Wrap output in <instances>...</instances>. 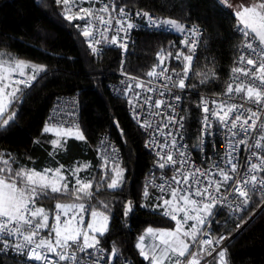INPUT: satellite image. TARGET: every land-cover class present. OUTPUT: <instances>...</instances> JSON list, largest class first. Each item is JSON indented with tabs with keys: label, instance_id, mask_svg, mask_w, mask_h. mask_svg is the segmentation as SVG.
<instances>
[{
	"label": "snow or ice",
	"instance_id": "1",
	"mask_svg": "<svg viewBox=\"0 0 264 264\" xmlns=\"http://www.w3.org/2000/svg\"><path fill=\"white\" fill-rule=\"evenodd\" d=\"M64 6V17L69 22L85 20L82 35L86 38L88 46L94 55L99 51L96 45L108 42L117 46L124 53L128 51L126 41L127 34L135 25L127 19L115 18L116 34L110 40L105 35L111 31L114 17L112 12L116 8L105 4L98 10L92 7H82L81 2L89 0H56ZM224 8H232L228 0H217ZM78 9L75 12L73 9ZM107 15V19L105 18ZM128 14L124 8L119 9V17ZM137 16L146 18L149 27H166L185 31L183 25L173 19L157 21L148 12H137ZM237 24V31L244 38L243 51L238 57V66L231 72L232 82L228 84L224 95L230 100L239 96L242 103H228L227 101L213 100L215 106L210 108L208 102L201 99L203 120L201 122L200 137L215 135L212 118L215 117L218 126L222 125L227 130L225 136L226 152L220 156L219 162L213 163L212 168L201 170L194 168L187 153L181 149L186 146L178 144L176 135L182 139L180 129L184 127V116L177 119L175 114L164 115L160 112L154 115H162V124L154 129L155 133L163 137L158 140L155 136L146 142L145 147H151L158 157L157 166L161 170L160 183L152 180L145 185L143 198L150 199L149 185L158 189L161 193L155 199L158 201L150 206L141 204L140 207H150L153 212H162L163 216L175 221L174 230H156L148 227L144 235L138 238L135 245L139 254L148 264H201L204 256H213L216 264H227V248L220 247L226 239L219 236L213 239L211 234L204 231L213 216V210L222 204L232 207L229 196L239 201L233 209L244 212L248 209L251 194L259 192L264 196V0H256L255 3L241 4L239 10L232 13ZM98 21L97 25L91 20ZM100 26H103L102 28ZM80 27V25H77ZM193 37H199L200 32L196 27L188 29ZM96 32L100 39L96 38ZM120 33H124L121 36ZM183 44L188 50L176 52L175 59L182 61V72L172 70L168 74L166 59L173 54H165L163 50L157 53L158 64L147 73L149 77H162L167 83L162 87L168 93L172 88L185 89L186 79L192 67L198 40L185 39ZM31 69V74L26 72ZM159 69V71H157ZM42 66L25 63L19 59H3L0 56V127L8 126L15 118V112L5 117V113L14 105L17 95L20 93V85L31 86L37 73L43 71ZM173 75L177 79H173ZM206 81L202 80L201 83ZM171 84V87H169ZM138 89L148 93L158 89L148 85L136 83ZM132 91V85L125 90V94ZM165 91H160L161 97ZM141 93L137 92L134 99L138 100ZM173 99L179 101L181 96L173 95ZM132 104L133 100H129ZM245 104L252 107H245ZM145 105L155 109L173 108L171 103L163 99H153L151 95L144 98L143 104H134V107L144 108ZM173 109V113H174ZM134 119L146 129H151L152 124L140 119V113L134 114ZM118 126V125H117ZM173 128L175 131H173ZM168 129V131H164ZM43 133H53L56 137L49 141L54 151L64 149L68 138L85 141L79 127L70 128L64 126H52L46 124ZM121 135L123 133L121 132ZM237 137H240L237 139ZM249 140L252 142L250 143ZM38 143V141H37ZM243 145L250 153L246 157L243 172L239 164V155ZM102 169L101 181H106L107 189L116 190L123 184L124 169L115 162V154L118 151L101 141ZM199 145H197L198 147ZM176 150V155L173 154ZM101 150H98V152ZM52 153H50L51 155ZM110 162L111 166H110ZM11 158L0 156V253L7 254L9 250L23 255L27 260L38 264H116L121 255L119 249L113 245L111 250L104 249L100 245L99 237H103L109 230V216L99 211L89 201L95 198L93 192V180H83L79 173L86 170L89 165H78L67 171L74 178L72 183L64 174L65 166L56 168H44L37 171L35 168H20L13 172ZM224 165V167L221 166ZM171 171L168 177L166 171ZM71 183V188L69 187ZM101 183L95 185V192H99ZM225 189L227 195L221 192ZM167 196V198H165ZM67 199L70 203L57 202L52 213L53 223L49 224L50 213L43 207H38L40 199ZM104 209L108 205L99 202ZM134 211V205L128 201L124 206L123 215L127 217ZM90 220L85 223V216ZM243 220V217H240ZM191 222V223H189ZM237 228L240 227L238 223ZM47 230V236L41 237L40 233ZM150 236L152 243L146 244L145 237ZM195 246V247H194ZM219 249V250H217ZM82 254V255H78ZM49 254L56 257L50 258Z\"/></svg>",
	"mask_w": 264,
	"mask_h": 264
},
{
	"label": "trees",
	"instance_id": "2",
	"mask_svg": "<svg viewBox=\"0 0 264 264\" xmlns=\"http://www.w3.org/2000/svg\"><path fill=\"white\" fill-rule=\"evenodd\" d=\"M116 1L179 23L190 22L203 27L189 72L188 86L192 92L183 105L186 133L194 143L199 121L198 97L222 89L238 50L240 39L233 32L234 9L221 7L217 0ZM75 23L76 20L65 19L64 10L55 0H0V54L16 56L44 69L35 74L36 83L24 93L23 100H16L5 113L4 118L11 112L16 115L8 126L0 127V156L11 158L13 172L20 168L42 169L74 162L88 164L86 171L93 180L95 196L89 203L109 216V230L99 237L100 243L107 250L113 245L119 249L121 255L116 264L122 259L148 264L135 250L137 238L144 235L148 227L173 229L175 221L161 212H153L150 207H140L142 203L153 204L150 191L149 200L142 194L146 173L154 161L144 146L141 131L127 111L126 102L110 90L119 63L118 51L108 49L99 57L92 56L86 38ZM161 50L175 55L186 49L177 35L138 32L136 43L127 54L126 71L146 77L156 65L157 53ZM174 64L180 66L182 61L174 56ZM26 72L31 74L30 69ZM202 80L206 82L201 83ZM70 94L79 96L81 130L86 140L68 138L64 149L54 151L49 141L56 137L43 133L45 117L56 97ZM106 131L122 153L119 166L124 169L123 184L116 190L107 189L106 181H101L104 169L94 150L96 141ZM97 182L101 183L98 193L95 192ZM100 201L108 205L107 209ZM128 201L133 203L134 211L125 217L124 206ZM261 201L256 198L250 203L243 216L254 213ZM57 202L71 201L42 198L37 206L51 213ZM0 264L31 263L0 256ZM209 264H216V260ZM227 264H264V207L227 245Z\"/></svg>",
	"mask_w": 264,
	"mask_h": 264
},
{
	"label": "built area",
	"instance_id": "3",
	"mask_svg": "<svg viewBox=\"0 0 264 264\" xmlns=\"http://www.w3.org/2000/svg\"><path fill=\"white\" fill-rule=\"evenodd\" d=\"M55 3L64 10V6L62 4H58L56 2V0H55ZM105 4L109 5L110 7L114 6L117 10L116 12H112V16L114 17V19H113V24L111 26V31L105 33V35L108 37L109 40H110L112 35L116 34V27L117 26L115 25V18L127 19L135 25V27L128 32L127 37H126V41L128 44V51L136 43L138 32L145 31L148 33L174 34V35H177L182 42L185 39H188V40L197 39L198 44H197V48H196V52H195V55H196L200 41H201V37L203 34V27H201L200 25L195 24V23H190V22L180 23L185 28V31H183V32L178 31L176 29L166 28V27H161V28L149 27L146 18L143 16H137L136 15L137 12H148L157 21H163L165 19H171V18L156 14L154 12L138 9V8H136V9L130 8V7H127L123 4H118L116 0H89V2H81L80 6L92 7L94 10H98L99 8L103 7ZM120 8L125 9V12L128 14L126 17H119V9ZM76 10H78V9H75V8L73 9L74 12ZM105 18L107 19L106 14H105ZM91 23L94 25H97L98 21L93 19V20H91ZM236 24H237V21L233 27V32L239 37L240 43H239L238 50H237V53H236V56H235V59L233 61L231 69L233 67L238 66V57L240 56L241 52L243 51L244 38L241 36L240 32L237 31ZM77 25H80V27H77ZM84 25H85V20H76L75 27L77 30L82 32ZM100 27L102 28L103 26H100ZM192 27H196L199 30V32H200L199 37H193L191 35V33L188 31V29H190ZM120 35L124 36V33H120ZM96 38L97 39L101 38L99 36L98 32H96ZM96 47L99 51L98 55H94L88 46L89 53L95 57H99L100 55H102V53L105 50H108V49L118 51L119 63H118V67H117V70L115 73V80L112 83H110V90L115 96L120 97L121 99H123L126 102L127 111L129 112L134 124L141 131V133L143 135L144 146H145L146 142L149 141L150 138L153 136H155V138L158 140H162L163 137L159 136L158 133H155L154 129L157 126H161L163 116L162 115H154V113L160 112L164 115L175 114L177 116V119L180 116L185 117V112L183 109L184 101H185L186 97L188 95H190V93L192 92L188 86L189 76L186 79V88L185 89L181 90L178 88H172V92L168 93L167 90L162 87V85L164 83H167V81H165L162 77L153 78V77H149L148 75L146 77H141V76H138L134 73H130V72L126 71L125 64H126L128 51L126 53H124L123 50L120 49L119 47L112 46V45H110V43L103 42V41L101 44L96 45ZM185 49L186 50L184 51V53L188 54V50L186 47H185ZM164 52H165V54L168 53V51H164ZM0 56H2V55L0 54ZM2 57H3V59H6V60L9 58L18 59L16 56H12V57L2 56ZM165 63L168 65V74L169 75L173 74L172 73L173 69H175L176 72H182V65L176 66L174 64V56H171L168 59H166ZM157 64H158V61H157L156 65ZM231 69L229 71V74L225 80V83H224L222 89L218 93H214V94H200L198 97L197 103H196L197 106L201 104L202 98L208 102V106L210 108L215 107L211 103L213 100L227 101L228 103H233V102L242 103V101H240L239 96H236L234 99L230 100L228 97H226L224 95L228 84L232 82L231 78H232L233 74L231 72ZM157 71H159V69H157ZM173 79L175 80V79H177V77L175 75H173ZM149 81H151L152 87H155L158 89L156 92L148 93V92L144 91L143 89H138L135 87L136 83H138V82L142 83L144 85H148ZM35 83H36V78H35V80L30 82V84H31L30 87L25 86V85H20L19 87L21 90H20V93L17 95L16 100L18 102L22 101L23 97H24V93L28 89H30ZM129 85H132V91L125 94V90L128 88ZM169 87H171V84H169ZM160 91H165V93H166L165 96L161 97L159 95ZM137 92L141 93V96L138 100H135L134 97H135ZM174 94L180 95L181 99L179 101L174 100L173 99ZM148 95H151L154 100L155 99H163V100H165L166 103H171L173 105V108L170 109V108L165 107V108H161V109H155V108L150 107L148 105H145L144 108L134 107V104H143L144 98ZM129 100H133V103L130 104ZM245 107H252V105L245 104ZM173 109L175 110L174 113H173ZM198 109H199V121H198L197 137H196L195 142L193 143L188 138L187 133H186V129H185V125L182 129H180V132L183 133L182 139L180 138L179 134L176 135V138H177L178 144H183L186 146L184 149H181V150H183L187 153V156H188L189 160L191 161L192 166L194 168H200L203 171V170H207V169L212 168L213 163L219 162L220 156L226 152V143L224 141H225V136L228 135V133H227V130L224 129L222 125L218 126L216 118L213 117L212 123H213V131H214L215 135L210 136V137H208V136L203 137V143H201L200 129H201V122L203 120V112H202L201 108H198ZM136 112L140 113V119L141 120L151 122V124H152L151 129H146V128L141 127V125L137 122V120L134 119V114ZM262 119H264V115H262ZM46 124L52 125V126L60 125V126L70 127V128H75L78 126L79 129L81 130L80 100H79L78 94H70V95H63V96L56 97L55 100L53 101L52 105L50 106L48 112H47L43 128L46 126ZM164 131H168V129H164ZM173 131H175L174 128H173ZM46 134L54 136L53 133H46ZM239 138L240 137H237V139H239ZM101 141H104L107 145L110 146L109 151L111 150V148L117 149L118 151L115 154V162L118 164L120 162H122V153H121L120 147L112 139V137L108 131L101 134V136L98 138V140L95 143L94 150L96 152L98 159L102 162L101 156L103 155V152H102ZM249 142L251 143L252 141L249 140ZM197 145H199V146L197 147ZM145 148L148 151V153L152 156L154 164L148 169V171L146 173V176H145V179L143 182V188L145 187L146 184L149 183L150 180H152L154 183H160L161 182L160 181L161 170L158 168L157 163H156L158 160V157L156 156V151H158L159 149L154 150L151 147H145ZM240 148H241V151H240V155H239V164L241 166V172H243L246 157L248 155H250V153L245 150V147L243 145H241ZM98 150H101V151L98 152ZM173 154L176 155V150H173ZM111 163L112 162H110V165H111ZM221 166L224 167L223 164H221ZM165 171H166L168 177L172 176L171 171H167V170H165ZM260 175L264 176V173H261ZM149 191L152 194L153 204L157 203L158 201L155 198L160 196L161 193L159 192L158 189L153 188L151 185H149ZM221 192L223 194L227 195V192L225 191V189L222 188ZM250 195H251L250 203H252L256 198H260L262 200L259 208L254 213H252L250 216L244 217L243 214L245 211L244 212H237V211L233 210L239 201L235 200L231 196H229V200L232 201V207H228L227 204H222V205H218L213 210L214 214L212 217H210V223L206 226L204 231L209 232L213 239H216L219 236H225L226 239L222 242L220 247H222V248L226 247L227 248V245L231 242V240L237 234H239V232H241L247 226V224L255 217V215L259 212V210L264 207V196H262L259 192L255 193V194L250 193ZM165 198H167V196ZM54 211H55V206L53 207V209L50 213V216H49V224L50 225L53 223L52 213H54ZM240 217H243L242 221L240 220ZM88 218H89V216L86 215L85 216V223L88 222ZM238 223L240 224L239 228L236 227V225ZM40 236L46 237L47 236V230L42 231L40 233ZM138 238L134 244V247L138 242ZM145 243H146V241H145ZM100 245L102 246L101 243H100ZM104 249H106V248H104ZM135 250L139 254V249H137L135 247ZM217 250H219V249H217ZM78 255H82V254L78 253ZM0 256L9 257V258H12V259H15L18 261H23V262H27V263H31V264H38V262L29 261L23 255H19V254L15 253L14 251H11V250H9L7 254L0 253ZM49 256L51 259L56 260V257L53 256L52 254H49ZM214 257H215V253L213 254V256H204V258L201 261V264H209L214 259ZM146 262L148 263V261H146ZM60 264H64V262H60ZM102 264H103V262H102ZM119 264H135V263L129 259H122L119 262Z\"/></svg>",
	"mask_w": 264,
	"mask_h": 264
},
{
	"label": "rangeland",
	"instance_id": "4",
	"mask_svg": "<svg viewBox=\"0 0 264 264\" xmlns=\"http://www.w3.org/2000/svg\"><path fill=\"white\" fill-rule=\"evenodd\" d=\"M228 2H229L230 4L233 5V7H232L231 9H238L239 6H240L241 4L253 3L251 0H228ZM167 51H168V50H167ZM168 52H169V51H168ZM171 53H172V52H171ZM172 54H173L172 56H175L174 53H172ZM82 164H85V163H82V162H74V163L71 164V165H64V166H65V170H66V171L64 172V174H65L66 176H68L69 180H70L72 183H74V178L71 177V175L69 174V172H68L67 170H68V169H72V168H74V167H76V166H78V165H82ZM58 165H61V164H58ZM58 165H51V166H48V167H43L42 169H44V168H56ZM62 165H63V164H62ZM42 169H36V170L39 171V170H42ZM79 176H80L81 179H83V180H85V181L90 180L89 177H88V173H87L86 170L81 171V172L79 173ZM69 187H71V183H70ZM67 203H70V202H67ZM89 219H90V218H89ZM89 219H88V220H89ZM189 223H191V222H189ZM174 228H175V227H174ZM174 228H173V229H156V230H174Z\"/></svg>",
	"mask_w": 264,
	"mask_h": 264
},
{
	"label": "crops",
	"instance_id": "5",
	"mask_svg": "<svg viewBox=\"0 0 264 264\" xmlns=\"http://www.w3.org/2000/svg\"><path fill=\"white\" fill-rule=\"evenodd\" d=\"M89 218H90V217H89ZM89 218H88V219H89ZM89 220H90V219H89ZM89 220H88V221H89ZM145 241H146V244L152 243V238H151L150 236H146V237H145Z\"/></svg>",
	"mask_w": 264,
	"mask_h": 264
},
{
	"label": "water",
	"instance_id": "6",
	"mask_svg": "<svg viewBox=\"0 0 264 264\" xmlns=\"http://www.w3.org/2000/svg\"><path fill=\"white\" fill-rule=\"evenodd\" d=\"M239 7H240V6H239ZM237 10H239V8H238V9H234V10L232 11V13L235 12V11H237ZM233 17H234V16H233ZM234 19H235V17H234ZM235 20H236V19H235Z\"/></svg>",
	"mask_w": 264,
	"mask_h": 264
}]
</instances>
